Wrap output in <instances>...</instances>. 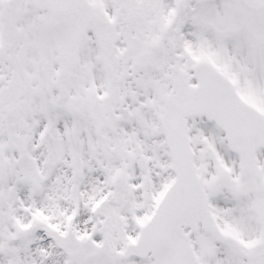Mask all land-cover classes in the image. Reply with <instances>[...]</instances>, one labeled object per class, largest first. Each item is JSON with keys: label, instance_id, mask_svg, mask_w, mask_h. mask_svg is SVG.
<instances>
[{"label": "snow or ice", "instance_id": "1", "mask_svg": "<svg viewBox=\"0 0 264 264\" xmlns=\"http://www.w3.org/2000/svg\"><path fill=\"white\" fill-rule=\"evenodd\" d=\"M0 264H264V0H0Z\"/></svg>", "mask_w": 264, "mask_h": 264}]
</instances>
